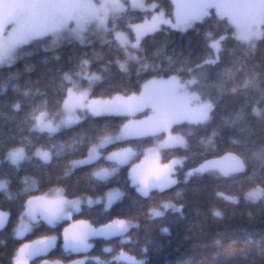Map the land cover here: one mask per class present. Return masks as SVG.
Returning a JSON list of instances; mask_svg holds the SVG:
<instances>
[{"label":"trees","instance_id":"1","mask_svg":"<svg viewBox=\"0 0 264 264\" xmlns=\"http://www.w3.org/2000/svg\"><path fill=\"white\" fill-rule=\"evenodd\" d=\"M147 1L173 17V0ZM210 10L187 29L162 25L146 33L138 58L127 60L125 68L119 60L126 54L113 32L124 30L133 36L131 24L145 22L152 8L128 6L109 28L90 24L85 40L68 34L35 37L19 46L10 63L0 65V210L8 212L0 227V264H15L25 240L36 243L53 236L57 245L47 251L37 248L30 264L76 259L84 264H264V23L261 36L249 43L235 34L227 15ZM85 69L99 78L82 76ZM171 75L180 76L198 94V101L209 99L212 107L206 121L172 125V132L186 143L160 150L165 163L181 159L174 168L175 180L167 186L143 193L131 180L132 164L164 132L114 141L102 147L93 162L73 167L74 160L86 157L102 138L118 134L130 115L79 109L80 119L73 124L52 132L35 128L42 112L53 120L62 118L72 85L88 88L91 98L129 96L139 92L146 80ZM19 147L25 156L13 163L8 154ZM126 147L134 149L133 159H108L114 150ZM38 149L49 151L51 159L37 156ZM228 151L243 158L244 172L223 176L194 171ZM102 169L115 172L101 179L95 173ZM56 188L77 210L71 217L63 214L67 218L57 224L39 218L30 231L17 237L15 230L28 201ZM113 189H119L121 196L109 207L94 202ZM254 191L257 194L250 195ZM166 203L177 207L165 208ZM156 209L164 211L155 215ZM117 219L134 225L124 234L91 237L85 250L62 246L63 231L71 220L100 226ZM121 252L140 261L117 259Z\"/></svg>","mask_w":264,"mask_h":264},{"label":"rangeland","instance_id":"2","mask_svg":"<svg viewBox=\"0 0 264 264\" xmlns=\"http://www.w3.org/2000/svg\"><path fill=\"white\" fill-rule=\"evenodd\" d=\"M4 0L0 2V65L10 63L16 56L20 45L29 42L35 37L52 34L61 37L65 34L74 38L85 40L90 24L104 29L112 23V19L128 6L136 8H152L153 13L145 22L131 24L134 35L124 30H114V37L123 47L126 59L119 60L121 67L125 68L127 60L139 56L142 37L162 25L176 29H187L194 22L202 20L211 10L227 15L234 24L235 34L249 42L255 41L262 34L264 23V0H173L175 9L172 18L165 14L163 8H158L155 2L147 0ZM195 16H199L194 18ZM109 28V27H108ZM4 32V33H3ZM215 58L218 56L219 39L213 41ZM87 78H99L98 75L82 73ZM69 79L70 75L67 76ZM197 93L189 90L186 82L180 76L155 77L146 80L139 92L129 95H115L107 98H91L89 89L71 86L63 106L62 118L53 120L45 112L36 117L35 128L39 130L56 131L62 125H70L80 119L79 109H87L97 114H127L130 120L116 135L102 138L93 145L88 155L74 160L73 167L90 163L100 155V150L106 145L125 138L143 135H156L164 132L156 139V143L144 150L141 160L131 166V180L138 190L147 193L153 187L167 186L175 180L173 175L175 165L181 159L165 163L160 158L162 148L185 145V138L172 132V125L181 121H206L210 116L212 102L202 99ZM198 101V103H197ZM147 112V113H144ZM44 161L51 159L47 150L38 149L36 155ZM135 151L131 147L120 148L109 154L108 159L118 162H128L133 159ZM37 155V156H38ZM25 156L22 147L11 150L8 158L13 163H19ZM40 157V158H41ZM115 172L114 169L98 170L95 175L105 179ZM4 181V180H3ZM6 181V180H5ZM0 183H2L0 181ZM157 185V186H156ZM58 191L50 195L44 194L28 201L27 209L16 227L15 235L23 237L30 231L34 221L43 218L51 224H57L77 210L76 204L66 202L65 197ZM257 194L252 192L250 195ZM121 196L119 189H113L106 196L99 197L94 202H105L109 207ZM79 200V199H78ZM73 201V200H69ZM75 201V200H74ZM93 203V202H92ZM177 207L166 203L165 208ZM163 209H156L153 214L163 213ZM8 212L0 210V227L5 225ZM63 231L62 246L66 250H85L91 245V237L124 234L134 222L117 219L108 224L94 226L85 220H71ZM120 223V225H119ZM122 223H125L123 225ZM53 245H57V237L53 236ZM39 249V248H38ZM40 250V249H39ZM35 241L25 240L15 254V263L29 262L38 254ZM41 251V250H40ZM117 259L127 262H139L140 259L121 252Z\"/></svg>","mask_w":264,"mask_h":264},{"label":"water","instance_id":"3","mask_svg":"<svg viewBox=\"0 0 264 264\" xmlns=\"http://www.w3.org/2000/svg\"><path fill=\"white\" fill-rule=\"evenodd\" d=\"M246 165L244 161L233 153H226L221 157L209 159L194 168L195 172L217 171L223 176L230 174H239L244 172ZM53 245L51 238H45L35 243V247L41 250H48ZM15 264H30V262L19 261ZM40 264H84L82 259H76L70 262L44 260Z\"/></svg>","mask_w":264,"mask_h":264},{"label":"bare ground","instance_id":"4","mask_svg":"<svg viewBox=\"0 0 264 264\" xmlns=\"http://www.w3.org/2000/svg\"><path fill=\"white\" fill-rule=\"evenodd\" d=\"M226 153H233V154L237 155L239 158H241V159L243 160L242 157H240L237 153H235V152H233V151H228V152H226ZM226 153H225V154H226ZM223 155H224V154H223ZM223 155H221V156H223ZM221 156H220V157H221ZM216 158H218V157H216ZM212 159H214V158H212ZM243 161H244V160H243ZM244 163H245V161H244ZM201 164H202V163H201ZM221 175H222V174H221ZM42 240H43V239H42ZM42 251H47V250H42ZM35 256H36V255H35ZM32 258H33V257H32ZM32 258H31V259H32ZM29 262H30V261H29Z\"/></svg>","mask_w":264,"mask_h":264},{"label":"flooded vegetation","instance_id":"5","mask_svg":"<svg viewBox=\"0 0 264 264\" xmlns=\"http://www.w3.org/2000/svg\"><path fill=\"white\" fill-rule=\"evenodd\" d=\"M1 1H3L4 2V0H1ZM0 3H2V2H0ZM4 33V32H3Z\"/></svg>","mask_w":264,"mask_h":264}]
</instances>
